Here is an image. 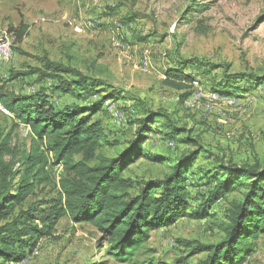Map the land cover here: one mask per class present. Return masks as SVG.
<instances>
[{
    "label": "rangeland",
    "instance_id": "1",
    "mask_svg": "<svg viewBox=\"0 0 264 264\" xmlns=\"http://www.w3.org/2000/svg\"><path fill=\"white\" fill-rule=\"evenodd\" d=\"M132 15L135 19L131 24L121 23ZM24 26L26 34L17 42L14 31L9 30ZM1 38L12 41V54L0 59V93L56 92L49 88V78L11 77L13 71L41 67L44 55L101 80L102 88L126 92L128 99L107 102V112L96 117L103 122L110 142L102 148L107 156L117 155L135 135L136 117L147 109L162 108L215 154L208 159L201 157L194 169L200 164L213 168L217 161L243 164L264 159V83L245 96L235 91L236 96L220 97L213 91L215 79L222 77L224 69L264 74V0H0ZM195 59L222 67L205 72L202 66L190 64L187 71L196 77L194 88L190 83L183 89L169 84L167 70ZM249 82L235 80L232 85L246 87ZM59 92L51 98L57 106L72 103L71 97ZM189 93L193 94L187 97ZM0 128L10 136L12 153L6 160L19 172L33 144L31 130L10 111L5 112L1 104ZM149 138L148 148L169 161L162 164L139 159L128 173L135 182L163 177L171 162L193 148L180 142V136L170 141L152 133ZM47 155L52 158L50 177L38 183L23 202L16 203L2 224L22 211H32L38 217L55 208L65 168L60 163L53 165L54 155ZM80 159L75 157L76 162ZM210 189L203 186L199 190L206 197ZM241 198L239 188L228 201L215 203L206 217H184L152 230L150 240L131 261L119 262L107 254L105 234L90 222L61 216L53 235L43 238L29 258L4 264H181L182 258L187 264H196L208 253L190 257L192 247L180 240L195 244L220 241L224 233L219 224L225 220L231 201ZM35 222L40 224L39 219ZM255 244V252L242 264H264V233Z\"/></svg>",
    "mask_w": 264,
    "mask_h": 264
},
{
    "label": "trees",
    "instance_id": "2",
    "mask_svg": "<svg viewBox=\"0 0 264 264\" xmlns=\"http://www.w3.org/2000/svg\"><path fill=\"white\" fill-rule=\"evenodd\" d=\"M110 9L113 11L112 7ZM134 19V15L125 16L121 23L128 25ZM13 31L19 42L27 27L10 28L9 32ZM40 60L41 67L13 71L11 77L49 78L51 90L60 91L59 95L73 100L69 105L57 106L51 100L56 92L44 94L39 90L31 95L17 96L0 93V103L16 120L28 126L33 136L31 149L18 172L6 160V155L12 153L10 136L4 135L0 128V264L21 263L29 258L43 238L53 235L61 216L78 223L90 222L105 234L107 254L119 262L131 261L150 240L152 230L173 225L184 217H206L215 203L228 201V196L239 188L242 198L231 201L225 220L219 224L224 233L220 241L205 244L180 241L192 247L190 257L208 253L196 264H242L255 252V241L264 233V159L243 164L217 161L213 168L200 164L194 169L201 157L208 159L215 154L192 137L191 129L181 126L162 108L147 109L136 117L135 135L117 155L107 156L102 148L110 142L103 122L96 117L107 112V102L115 104L121 97L128 99L126 92L102 88L101 80L85 76L71 65L53 61L47 55ZM190 64L202 66L205 72L222 67L198 59L187 60L167 70L169 84L183 89L187 87L185 83H190L194 88L196 77L187 71ZM246 79L250 81L246 87L232 85L235 80ZM263 83L264 74L231 73L224 69L222 77L215 79L213 91L220 97L236 96L235 91L245 96ZM152 133L162 134L170 141L180 136V142L190 143L193 148L171 162L163 177L136 179L135 182L128 173L139 159L162 164L169 161L148 148ZM47 152L54 155L53 165L60 163L65 168L55 208L38 217L32 211H22L15 219L2 224L16 203L23 202L38 183L50 177L52 158ZM76 156H81L77 162ZM203 186L211 187L206 197L199 190ZM195 203H199L198 207ZM37 219L40 224L35 222ZM180 263L187 264V261L182 258Z\"/></svg>",
    "mask_w": 264,
    "mask_h": 264
},
{
    "label": "bare ground",
    "instance_id": "3",
    "mask_svg": "<svg viewBox=\"0 0 264 264\" xmlns=\"http://www.w3.org/2000/svg\"><path fill=\"white\" fill-rule=\"evenodd\" d=\"M1 39L5 40V42L7 44L4 46V50H3V44H0V59L4 60V58H9L12 54V41L9 38H1ZM2 52H3V55H2ZM3 108H4L5 112H8L4 106H3Z\"/></svg>",
    "mask_w": 264,
    "mask_h": 264
},
{
    "label": "built area",
    "instance_id": "4",
    "mask_svg": "<svg viewBox=\"0 0 264 264\" xmlns=\"http://www.w3.org/2000/svg\"><path fill=\"white\" fill-rule=\"evenodd\" d=\"M0 44H3V50H4V46L7 45L6 42H5V40H2V39H1V40H0ZM2 55H3V52H2Z\"/></svg>",
    "mask_w": 264,
    "mask_h": 264
}]
</instances>
